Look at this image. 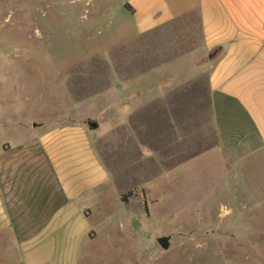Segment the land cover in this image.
<instances>
[{"label": "crops", "instance_id": "crops-1", "mask_svg": "<svg viewBox=\"0 0 264 264\" xmlns=\"http://www.w3.org/2000/svg\"><path fill=\"white\" fill-rule=\"evenodd\" d=\"M28 1L42 16L54 5L60 17L102 18L104 33L122 41L104 44L102 132L46 127L36 107L27 122L10 119L29 135L0 154V264H89L87 247L98 241L109 247L102 260L142 264L135 212L147 216L155 203L144 177L178 176L181 163L209 170L213 182L203 187L213 188L218 208L255 200L252 176L264 167V0ZM110 203L120 208L115 216ZM98 207L114 219L107 236L89 225Z\"/></svg>", "mask_w": 264, "mask_h": 264}, {"label": "rangeland", "instance_id": "rangeland-1", "mask_svg": "<svg viewBox=\"0 0 264 264\" xmlns=\"http://www.w3.org/2000/svg\"><path fill=\"white\" fill-rule=\"evenodd\" d=\"M46 12L40 15L37 1L0 0V154L10 149V142L28 137L29 132L12 130L10 119L15 114L29 121L33 107L46 127L83 123L89 128L93 123L98 132L103 129L101 74L109 52L104 44L109 45V37L120 44V34L104 33L102 18L94 23L91 16L60 17L54 5ZM79 92L100 94L78 97ZM68 94L73 96H62ZM188 163L174 168L175 177L167 169L159 178L144 177L143 190H150L155 203L147 216L135 212L137 221L142 218L137 231L142 264H264V167L252 176L255 200L244 208L220 209L213 188L203 187L213 182L209 170L199 160ZM234 180L232 175L226 179L229 191ZM106 207L113 209L110 216L120 210L113 203ZM106 207L95 208L89 220L97 236H107L114 221ZM162 237L169 239L167 250L157 243ZM87 248L89 264H114V257L100 258L109 248L105 242Z\"/></svg>", "mask_w": 264, "mask_h": 264}, {"label": "water", "instance_id": "water-1", "mask_svg": "<svg viewBox=\"0 0 264 264\" xmlns=\"http://www.w3.org/2000/svg\"><path fill=\"white\" fill-rule=\"evenodd\" d=\"M88 126L93 127L95 124L89 123ZM158 245L163 249L167 250L169 248V242L167 237H162L157 240Z\"/></svg>", "mask_w": 264, "mask_h": 264}, {"label": "trees", "instance_id": "trees-1", "mask_svg": "<svg viewBox=\"0 0 264 264\" xmlns=\"http://www.w3.org/2000/svg\"><path fill=\"white\" fill-rule=\"evenodd\" d=\"M121 200H122V201H126V199H125V197H124V196H122V197H121Z\"/></svg>", "mask_w": 264, "mask_h": 264}]
</instances>
